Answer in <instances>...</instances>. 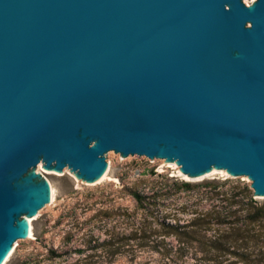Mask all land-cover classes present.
<instances>
[{"label": "water", "instance_id": "water-1", "mask_svg": "<svg viewBox=\"0 0 264 264\" xmlns=\"http://www.w3.org/2000/svg\"><path fill=\"white\" fill-rule=\"evenodd\" d=\"M108 150L264 196V0H0V260L47 201L32 168L92 181Z\"/></svg>", "mask_w": 264, "mask_h": 264}, {"label": "rangeland", "instance_id": "rangeland-1", "mask_svg": "<svg viewBox=\"0 0 264 264\" xmlns=\"http://www.w3.org/2000/svg\"><path fill=\"white\" fill-rule=\"evenodd\" d=\"M103 158L105 176L97 181L80 179L68 167L45 170L37 163L32 168L49 182L53 197L36 214L18 217L29 218L30 236L12 242L4 264H244L235 254L205 253L196 244L174 254L178 244L164 224L188 223L201 213L213 217L216 203L208 187L183 190L174 183L214 180L227 188L247 184L246 176L216 172L184 178L164 157L108 150ZM133 190L144 196L142 206L131 196ZM251 197L264 202V196ZM168 247L173 250L167 253Z\"/></svg>", "mask_w": 264, "mask_h": 264}, {"label": "trees", "instance_id": "trees-1", "mask_svg": "<svg viewBox=\"0 0 264 264\" xmlns=\"http://www.w3.org/2000/svg\"><path fill=\"white\" fill-rule=\"evenodd\" d=\"M221 184L214 180L174 183L176 188L183 190L204 185L216 203L211 218L206 219L211 213H201L188 223L164 224L165 233L174 236L178 244L174 254H183L188 246L196 244L205 253L235 254L244 264H257L258 261L264 264V202L253 199L243 182L227 188H220ZM131 196L137 204L143 205L141 192L133 190ZM208 231L211 234L208 235ZM172 250L171 247L165 249L167 253ZM252 255L258 257L251 258Z\"/></svg>", "mask_w": 264, "mask_h": 264}, {"label": "bare ground", "instance_id": "bare-ground-1", "mask_svg": "<svg viewBox=\"0 0 264 264\" xmlns=\"http://www.w3.org/2000/svg\"><path fill=\"white\" fill-rule=\"evenodd\" d=\"M253 1V0H252ZM39 163V166H41V167H43L45 170L47 169L48 170V167H46L45 165H43L42 163H41V161H39L38 162ZM106 170V169H105ZM105 170L103 171V173L99 176V177H96V178H94L92 181H97V180H99L100 178H102V177H104L105 176ZM216 172H221L222 174H224V173H226L227 174V172L225 171V170H223V169H220V168H216V167H214V166H212L209 170H207V171H203V172H200V173H198V174H194V176H192V177H205V176H208V175H211V174H214V173H216ZM178 174L179 175H181V176H183L184 178H189V176L191 177V175H188V174H186V173H183V172H179L178 171ZM46 183H47V201L49 200H51V198L53 197L52 196V190H51V188H50V186H49V182L46 180ZM48 201V202H49ZM21 227H22V233H23V236H30V225H29V218L28 217H26L25 219H23V221H22V224H21ZM13 248L12 247H10V248H8V250H7V252L6 253H4V255H3V257L1 258V260H0V264H2L3 262H4V260L7 258V256H8V254L10 253V252H12L11 250H12ZM4 264V263H3Z\"/></svg>", "mask_w": 264, "mask_h": 264}]
</instances>
